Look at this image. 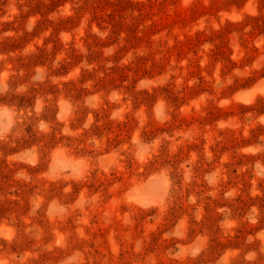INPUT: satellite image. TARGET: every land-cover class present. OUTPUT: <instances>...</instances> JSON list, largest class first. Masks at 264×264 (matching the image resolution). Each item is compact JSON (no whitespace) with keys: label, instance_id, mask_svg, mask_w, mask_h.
Segmentation results:
<instances>
[{"label":"rangeland","instance_id":"obj_1","mask_svg":"<svg viewBox=\"0 0 264 264\" xmlns=\"http://www.w3.org/2000/svg\"><path fill=\"white\" fill-rule=\"evenodd\" d=\"M0 264H264V0H0Z\"/></svg>","mask_w":264,"mask_h":264}]
</instances>
